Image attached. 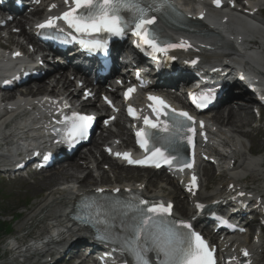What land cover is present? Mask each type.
Returning <instances> with one entry per match:
<instances>
[{
  "label": "bare ground",
  "instance_id": "obj_1",
  "mask_svg": "<svg viewBox=\"0 0 264 264\" xmlns=\"http://www.w3.org/2000/svg\"><path fill=\"white\" fill-rule=\"evenodd\" d=\"M177 5L181 10L184 11H194L197 8V3L191 2L192 0H175ZM206 2L207 0H201ZM231 3L236 4V8L240 6V0H228ZM256 6H264V0H254ZM244 6L248 12L254 10L251 7L250 2H247ZM236 10H232V12ZM39 14V12H37ZM27 19V17H25ZM252 20L258 22L260 25L264 26V20L257 17V14L251 18ZM227 21V27L221 28L218 25V17L211 16L209 18V23L212 27L197 36L194 37L193 47L199 51L203 52V57L206 61L216 64L215 67L219 68L225 64H229L233 68H240L248 71L251 75L261 78L264 87V57L263 55H258L255 49L246 48L242 42H237L238 49L236 50L231 46L234 41L227 38V35L240 36L246 40L255 39L254 44L256 48L260 50L264 49V32L260 29L252 27L246 20L241 19L232 13V16L225 17ZM20 25L23 23L20 21ZM26 25V24H25ZM162 33L175 40L183 38L177 36L178 34L161 26ZM22 35L31 39L30 33L23 30ZM236 44V43H235ZM264 54V53H263ZM4 59L0 57V75H3L7 69L8 65L4 64ZM56 87L60 90H71V82L68 80L66 75H62L60 79H56ZM61 84L62 86H59ZM54 89V90H57ZM70 95L76 94V84L73 86ZM237 98H247L243 95L234 94ZM116 97H118L116 95ZM251 99V98H250ZM174 100L180 101L181 98L176 96ZM11 110L6 112V117L3 115L0 121V142L2 143H16L19 141V137L24 131H31L36 127L34 122L35 117H38L35 113H29L25 110L30 104H11ZM7 106H0V108L6 109ZM3 109V111H4ZM252 117H254L252 109L248 106H243L241 108L236 107L234 104H229L226 108L218 111L210 121L214 122V126L209 129L210 132V143L207 146H202L200 143L195 148V153L200 154L203 151L218 149L225 157L221 161V166L219 169H215V173H222V177L215 188L210 191H206L205 188L208 186L206 181L202 182L201 190L197 193L195 197L186 195L182 192L181 187H179L178 182L168 179L166 186H161L155 190H151V177L153 180H158V175L160 172L145 171V170H135V169H124L118 166L117 162L109 159L111 163V171L115 173L116 182H113V189H132L139 188L140 186L146 187V194L153 197H168L171 200H177L178 204L184 206L189 214V218L196 215V205L201 203H211L213 201L219 202L221 205L225 201L230 200L234 194L228 191V187L233 185L239 193H243L246 196L245 201L254 200L253 205L258 208V213L264 221V163L260 157L254 156L252 150H250L251 143L253 139L250 136L251 132L246 130V128L251 127ZM12 124V126H10ZM253 127V126H252ZM9 130L10 135L3 137L6 131ZM3 134V135H1ZM120 135L125 137V142L131 141V137L125 133L124 129H121ZM34 136L36 132L34 131ZM251 137V138H250ZM249 142V143H248ZM99 142H95L94 151L99 152ZM257 144V143H256ZM7 145V144H6ZM8 146V145H7ZM14 145L10 144L6 151L0 153L2 157H7L9 151ZM26 146L23 145L21 150L24 152ZM94 151H89L81 159L83 163L78 161L71 162L68 165H60L53 173L48 175L46 178L42 179V186H47L48 184L56 183L52 187L46 196L43 198L41 203L37 205L35 210L28 217V222L26 224H20L19 226V237L14 241L6 242L2 247L3 250L11 255V258L16 260L24 258L27 253L36 254L38 252H43L47 249L46 253L52 252L58 244L55 246L48 245L45 247L46 242H51L53 240H58L61 242L62 246L68 248L72 244L77 243V240L83 236V230L73 225L69 220L68 216L74 207L76 199L81 193H88L92 190L95 185L98 184L97 178L94 176L96 173L94 171V163L96 156ZM0 157V159H2ZM104 161L107 160L105 156L102 155ZM100 166L98 169L100 170ZM122 172L127 173L128 176L134 179H144L139 183L133 185H123L119 181L122 180ZM140 172L146 173L147 175H141ZM203 172L204 177L207 176L205 170H200ZM136 173L138 175H136ZM85 174L84 179L82 175ZM110 173L104 172L103 179L107 181V177ZM134 174V175H133ZM133 175V176H132ZM203 177V176H202ZM210 177L209 179H211ZM82 179V180H81ZM131 181V180H129ZM64 182V183H61ZM253 183V187H249V183ZM149 185H147V184ZM86 184V185H85ZM130 184V183H128ZM254 184H259L255 187ZM119 185V186H118ZM33 190H36L33 187ZM170 192L169 194L167 192ZM261 200V202H258ZM259 205V206H257ZM198 224L196 221L195 225ZM36 231L37 236L33 241L23 244L24 235H30ZM258 230L255 229V235L251 241H248V236L244 234H235L234 236L225 237L224 240H219L215 245H217L218 250L221 254H225L226 258H231L237 261L240 257V250L242 248L246 249L249 253V258L246 262L249 264H264V240L259 238V234L256 235ZM24 262L33 264L30 260L25 259Z\"/></svg>",
  "mask_w": 264,
  "mask_h": 264
},
{
  "label": "snow or ice",
  "instance_id": "obj_2",
  "mask_svg": "<svg viewBox=\"0 0 264 264\" xmlns=\"http://www.w3.org/2000/svg\"><path fill=\"white\" fill-rule=\"evenodd\" d=\"M68 5V10L57 17H50L45 23L39 24L40 29L55 28L58 20H63L65 24L76 33L83 34H100L105 33L111 36H123L126 30H131L132 35L137 36L143 46L151 49L149 54L161 53L167 55L169 49H184L192 47L185 41L176 43L161 44L158 35L150 26L157 21L158 15L167 18L171 14L183 17L176 12L172 0H64ZM216 7L221 6V0H213ZM52 7H56L52 5ZM124 13H127L125 17ZM158 14V15H157ZM203 19V16H201ZM82 46L88 51H97L106 47V42L94 41L85 43L80 41ZM142 45H138L141 47ZM143 50V48H142ZM197 61H191L195 64ZM134 88L128 89L125 97L128 98ZM87 95V94H86ZM193 102L196 103V94H190ZM212 94H200L196 106L204 107L212 99ZM148 99L153 102V113L156 115V122L148 117H144L145 128L137 132V143L141 149L150 153L144 160H133L129 153H116L118 157L127 160L129 164L151 165L160 167L161 163L172 165L175 157H171L162 150L161 147L150 143L158 138L154 136L151 130L156 129L159 132L167 133L170 137L178 136L185 127L186 121H193V118L187 112H177L172 109L162 98L149 96ZM110 103V102H109ZM151 106V105H150ZM129 115L135 116V110L128 109ZM170 116L171 126L167 121L161 120L162 116ZM92 117L73 114L66 120V139L68 143H74L84 139L87 136V130L91 125ZM201 126H203L201 122ZM189 131H193L188 127ZM191 144L192 140L189 139ZM183 167L191 168L192 164L187 163ZM181 171L183 168L180 169ZM196 187V177H192L191 187ZM99 191L103 192V189ZM117 191H119L117 189ZM143 205V207H142ZM110 208H123L130 210L134 215L131 216L130 222L121 221V233L116 234L106 226L105 233L98 235L97 239L101 242H108L119 245L121 252L127 253L131 257L132 264H151L149 254L152 252L163 257L160 264H215L213 252L208 244L196 232L191 231V225L180 221H168L167 217L171 216L172 205L154 204L149 205L145 200L139 201L138 204L108 205ZM203 205L197 204L198 210L203 209ZM128 211L122 212L123 216H128ZM101 213H95V223H106V220H100ZM90 217L88 221L91 222ZM114 228L115 225H112ZM184 229L188 231H183ZM244 256L248 253L245 250ZM124 264H128L127 261Z\"/></svg>",
  "mask_w": 264,
  "mask_h": 264
},
{
  "label": "rangeland",
  "instance_id": "obj_3",
  "mask_svg": "<svg viewBox=\"0 0 264 264\" xmlns=\"http://www.w3.org/2000/svg\"><path fill=\"white\" fill-rule=\"evenodd\" d=\"M258 17V16H257ZM259 18V17H258ZM217 113V112H216ZM215 114V113H214ZM213 114V115H214ZM254 122V117H252V120H251V123ZM260 126V129H258V127L256 129H252V132L250 131L251 129L249 128H252L253 125H251V127L249 128H246V130L250 131L251 132V137L253 139V143H251V147H250V150H252L253 154H255L257 151L260 150V153L259 154H263L264 155V149H262L264 147V123L258 125V123L254 124V126ZM261 129L263 130V133L261 131ZM255 130V131H254ZM258 132V133H257ZM250 137V138H251ZM249 143V142H248ZM257 143V144H256ZM256 145L257 147L256 148H252V145ZM95 145V144H94ZM94 147L93 146V149H91L90 151H94ZM87 153V152H85ZM85 153H82V154H85ZM83 157V156H81ZM259 157V156H258ZM264 163V162H263ZM54 171H57L56 169L55 170H52L50 171V173L54 172ZM49 175V174H48ZM47 174H45V177L46 178L48 176ZM134 175V174H133ZM132 175V176H133ZM138 175V174H136ZM161 179H162V176L160 175L159 176ZM127 178L128 180H134L136 181V183H138V179L140 180L141 178H138V179H134V178H131L130 176H128L127 173H123L122 172V180ZM153 180L155 179H152L151 177V183L150 185L153 184V188H156L158 187L160 184H157V181H154ZM219 178H216V177H213L212 180L209 181V185H208V189L210 190L211 188L215 187L218 183H219ZM38 181H40L38 183ZM35 185H32V186H21V185H10V184H7V183H4L3 185H0V191H1V200H0V207L2 208L1 210V215L3 216V219L4 221H9L11 219V215L13 214H18L19 213V210L21 209L22 206H26V205H31L29 210L32 208L33 206V203L40 198L42 192L44 190H46V193H45V196L46 194L51 191L50 189L52 187H54L55 185H58L56 183H52V184H48L47 186H42V179H39ZM130 182V181H129ZM38 183V184H37ZM61 183H64V182H61ZM120 183V181H119ZM141 183V182H140ZM249 183V182H248ZM37 184V185H36ZM121 184V183H120ZM147 184V183H146ZM148 185V184H147ZM255 187H258L259 184H254ZM149 186V185H148ZM249 186H252V184L249 183ZM33 187L36 188V190H32L34 189ZM48 190V191H47ZM33 202V203H32ZM185 210L182 209L181 212H184ZM31 215V214H30ZM29 215V216H30ZM9 216V217H8ZM28 216V217H29ZM7 217V218H6ZM28 217H27V220H28ZM25 218V217H24ZM22 218L20 221L16 222L15 223V235L16 237H18L20 234L19 233V227H18V234L16 232V228L17 226L19 225V223L24 219ZM24 221L22 222L21 224H26L28 221ZM20 226V225H19ZM10 239V238H9ZM8 240V239H7ZM6 240V241H7ZM5 241V242H6ZM4 243V242H3ZM6 244V243H5ZM3 247V246H2ZM1 250H3L1 248ZM5 251V250H3ZM6 252V251H5ZM9 254H4L2 255L0 253V263H5V264H8L9 262ZM15 262V260L13 261ZM18 264V263H17ZM19 264H30V263H26V262H23V263H19Z\"/></svg>",
  "mask_w": 264,
  "mask_h": 264
},
{
  "label": "trees",
  "instance_id": "obj_4",
  "mask_svg": "<svg viewBox=\"0 0 264 264\" xmlns=\"http://www.w3.org/2000/svg\"><path fill=\"white\" fill-rule=\"evenodd\" d=\"M2 232H3V228L1 227V228H0V234H1Z\"/></svg>",
  "mask_w": 264,
  "mask_h": 264
}]
</instances>
